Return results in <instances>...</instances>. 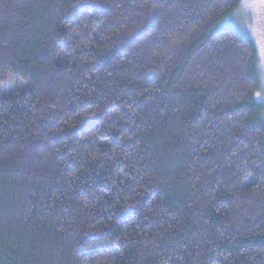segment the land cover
<instances>
[{
	"label": "trees",
	"instance_id": "1",
	"mask_svg": "<svg viewBox=\"0 0 264 264\" xmlns=\"http://www.w3.org/2000/svg\"><path fill=\"white\" fill-rule=\"evenodd\" d=\"M239 4L0 0V264H264Z\"/></svg>",
	"mask_w": 264,
	"mask_h": 264
},
{
	"label": "rangeland",
	"instance_id": "2",
	"mask_svg": "<svg viewBox=\"0 0 264 264\" xmlns=\"http://www.w3.org/2000/svg\"><path fill=\"white\" fill-rule=\"evenodd\" d=\"M255 2V0H253ZM232 19L238 24L237 27L243 28L253 39L257 50V68L259 74V90L257 99L264 105V13L258 9H246L238 7L234 11ZM242 29V30H243ZM26 83L21 80L8 76L0 84V97H7L16 91L24 90Z\"/></svg>",
	"mask_w": 264,
	"mask_h": 264
},
{
	"label": "snow or ice",
	"instance_id": "3",
	"mask_svg": "<svg viewBox=\"0 0 264 264\" xmlns=\"http://www.w3.org/2000/svg\"><path fill=\"white\" fill-rule=\"evenodd\" d=\"M238 7H243L246 9H258L261 13H264V0H240ZM259 95V94H257Z\"/></svg>",
	"mask_w": 264,
	"mask_h": 264
}]
</instances>
